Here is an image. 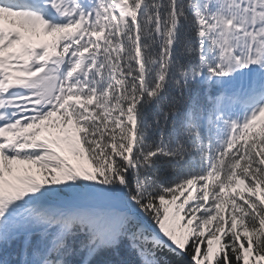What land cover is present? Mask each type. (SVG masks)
I'll return each instance as SVG.
<instances>
[{
    "label": "snow or ice",
    "instance_id": "6c2138e0",
    "mask_svg": "<svg viewBox=\"0 0 264 264\" xmlns=\"http://www.w3.org/2000/svg\"><path fill=\"white\" fill-rule=\"evenodd\" d=\"M0 264H264V0H0Z\"/></svg>",
    "mask_w": 264,
    "mask_h": 264
},
{
    "label": "rangeland",
    "instance_id": "374dc122",
    "mask_svg": "<svg viewBox=\"0 0 264 264\" xmlns=\"http://www.w3.org/2000/svg\"><path fill=\"white\" fill-rule=\"evenodd\" d=\"M194 194L198 195L197 193H194ZM185 195H187V193H185ZM190 203H192V202H190Z\"/></svg>",
    "mask_w": 264,
    "mask_h": 264
},
{
    "label": "trees",
    "instance_id": "16d2710c",
    "mask_svg": "<svg viewBox=\"0 0 264 264\" xmlns=\"http://www.w3.org/2000/svg\"><path fill=\"white\" fill-rule=\"evenodd\" d=\"M172 259H174V258H172Z\"/></svg>",
    "mask_w": 264,
    "mask_h": 264
}]
</instances>
